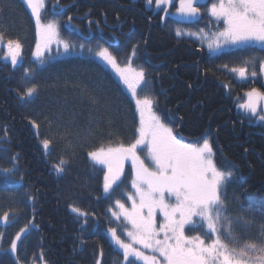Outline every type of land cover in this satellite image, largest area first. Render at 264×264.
<instances>
[{"label":"trees","instance_id":"16d2710c","mask_svg":"<svg viewBox=\"0 0 264 264\" xmlns=\"http://www.w3.org/2000/svg\"><path fill=\"white\" fill-rule=\"evenodd\" d=\"M212 2L199 3L200 16L184 21L152 9L146 0H46L42 21H56L60 37L87 54H46L39 64L33 59L36 33L25 4L0 0V42L21 44L15 66L0 52V169L15 168L7 176L0 172V215L10 217L0 223V264H17L8 248L22 229H28L17 251L23 264L40 258L45 264H128L108 229L116 228L128 242L126 223L109 208L116 199L127 203L130 175L126 171L106 198L105 170L88 153L134 142L139 121L121 82L89 55L98 47H107L121 64L131 60L142 68L149 87L140 95L152 96L154 111L182 140L200 145L207 139L214 162L232 173L227 191L241 206L264 212V123L237 108L245 92H264V51L241 45L212 52L195 38L177 35L212 26ZM253 58L246 79L230 71ZM29 87L36 93L21 99ZM44 139L50 141L47 150ZM61 158L68 163L57 173L53 164Z\"/></svg>","mask_w":264,"mask_h":264},{"label":"snow or ice","instance_id":"6c2138e0","mask_svg":"<svg viewBox=\"0 0 264 264\" xmlns=\"http://www.w3.org/2000/svg\"><path fill=\"white\" fill-rule=\"evenodd\" d=\"M24 3L35 19L38 40L34 55L38 59L42 55V47L48 48L53 43L62 46L65 52L74 49L75 45L60 38L56 21L42 22L41 10L45 7V0H24ZM152 3L153 0H147L148 5ZM171 3L173 0H155L156 8L164 11ZM209 11L217 22H223L222 31L212 33L211 37L203 34L209 40L210 50L231 44L257 46L264 51V0H219L212 4ZM178 12L184 17H197L198 0H179ZM177 35L181 33L178 31ZM2 40L3 35L0 34ZM6 48L5 59L10 58L15 66L21 54V44L17 40H8ZM95 55L119 76L131 93L139 114L134 142L107 147L102 145L88 153L95 164L106 169L103 183L106 198L111 197L114 186L118 187L125 161H131V187L135 190L134 194H128L131 208L120 199L115 200L118 212L109 208L113 217L117 220L123 217L130 225L125 229L128 242L117 234L116 228L108 229L112 241L122 250L124 260L128 264H133L130 257L143 264H264V242L249 241L242 247L235 246L241 238V230L249 229L252 222L242 214H230L227 189L232 183V173L220 169L214 162L213 149L208 140L205 139L202 145L185 143L174 135L172 128L154 111L152 96L140 95L149 87L142 68L133 67L131 60L121 65L107 47H100ZM249 62L254 64L255 59L245 61L244 66L232 67L230 71L246 79ZM260 72L264 73V61L260 62ZM256 75L253 70L251 76ZM36 91L35 87H29L20 98L31 97ZM246 96L247 103L239 107L264 121V114L257 111L259 101H264V92L252 88ZM33 127L37 125L33 123ZM49 144L48 139L43 140L44 149L47 150ZM142 149H146L150 164L138 154ZM16 159L12 157L13 162ZM67 163L61 158L59 164H53V167L61 173ZM14 171V167L0 169L5 176ZM235 199L239 201V197ZM71 211L85 218L88 215L76 206H71ZM260 216L264 218V212ZM9 218L5 212L0 220L7 222ZM193 228L200 231L195 235L187 234ZM26 231L22 229L21 233ZM260 235L264 237V223L261 224ZM19 240L20 233L12 241L13 254L17 253ZM96 264L100 261L97 260Z\"/></svg>","mask_w":264,"mask_h":264},{"label":"rangeland","instance_id":"374dc122","mask_svg":"<svg viewBox=\"0 0 264 264\" xmlns=\"http://www.w3.org/2000/svg\"><path fill=\"white\" fill-rule=\"evenodd\" d=\"M23 1V3H24V0H22ZM147 1V0H146ZM198 2L200 3V4H204V5H206L207 3H209V0H198ZM219 2V0H213V2L211 3V4H209V7H208V15H210L211 16V14H210V8H211V6H212V4L213 3H218ZM45 3H46V0H45ZM25 4V3H24ZM25 6H26V8L28 9V11H29V13H30V15H31V18H32V21H33V24H34V28H35V33H36V44H37V40H38V37H37V29H36V23H35V19L32 17V14H31V10L28 8V6L25 4ZM152 9H154V10H159V9H157L156 8V6H155V0H153V3L151 4V5H149ZM163 7V6H162ZM178 8H179V0H173V3H171L170 5H168L167 6V11L166 12H168L169 13V15H170V17H172V18H174V19H179V20H184V21H192V20H194V19H197L199 16H200V12H199V15L197 16V17H184V16H182L179 12H178ZM44 9V8H43ZM42 9V10H43ZM42 10H41V13H42ZM212 17V16H211ZM214 20L213 21H215V23L211 26V25H209L207 28H204V29H201V30H193V31H183V29L181 30V31H179L180 33H181V35H179V36H187V37H190V38H195V39H197V40H199V42L201 43V45H203L205 48H207L208 50H210L209 49V47H208V43H209V40H207V39H205L204 38V36H203V34H207L208 35V37H211L212 36V33H215V32H219V31H222L223 30V25H220L219 24V22H222V21H219V22H217L216 20H215V18L214 17H212ZM42 19V18H41ZM42 22H44V21H42ZM44 23H47V22H44ZM208 24H209V21L207 22ZM223 23V22H222ZM191 34V35H190ZM61 38V37H60ZM62 39V38H61ZM36 44H35V47H34V50H33V59L34 60H36V62H38L39 64H41V62H42V59H43V57H45V55L46 54H48V55H50V56H52V57H68V56H73V55H80V56H83V55H86L87 53L85 52V49L83 48V47H81V46H75L74 47V49L73 50H70L69 52H65L64 51V49H63V47L62 46H58L56 43H53V44H51L48 48H43L42 47V55H41V57L38 59L35 55H34V53H35V51H36ZM6 45H7V43L5 44V45H2V43L0 42V46H3L4 48V50H2L1 48H0V52L2 53V59L3 60H5V61H8V62H10L11 63V60H10V58L9 59H5V56H6V54H7V48H6ZM237 46H241V45H231V44H227V45H223L221 48H219V49H216V50H210V51H212V52H218V51H222V50H226V49H229V48H234V47H237ZM99 48L100 47H98V48H95L89 55L90 56H92V57H94V58H96L99 62H101L106 68H108L113 74H114V76L121 82V84H122V86L124 87V89L128 92V94L130 95V97L132 98V96H131V93L128 91V89H127V87L123 84V82L120 80V78H119V76L114 72V70L109 66V65H107L104 61H102L98 56H96L95 55V53H96V51H98L99 50ZM20 62V56L18 57V63ZM17 63V64H18ZM12 64V63H11ZM121 65H125V64H121ZM134 67V66H133ZM136 68V67H135ZM138 69V68H137ZM261 75L264 77V73H261ZM240 78V77H239ZM250 91V90H249ZM259 91V90H258ZM248 92V91H247ZM247 92H245V94H244V101L242 102V103H247V101H248V97L246 96V93ZM133 100V99H132ZM133 102L135 103V101L133 100ZM242 103H240V104H242ZM240 104H238V109L239 110H241V111H243V112H245V113H248V114H250L251 116H252V114L250 113V112H247L246 110H244V109H241L240 107H239V105ZM135 106H136V104H135ZM257 111H258V113H260V114H264V101H259V103H258V107H257ZM137 114H138V112H137ZM256 118V120L257 121H259V122H263L264 123V121H260L259 120V118H258V116L257 117H255ZM138 121H139V114H138ZM139 125V124H138ZM173 133H174V135H176L177 136V134L174 132V130H173ZM177 138L178 139H180L182 142H185V143H189V142H186V141H184V140H182L181 138H179L178 136H177ZM203 144V143H202ZM202 144H200V145H202ZM138 154L139 155H141V157L143 158V159H145L146 160V162L147 163H151L150 161H147V151H146V149H142L141 151H139L138 152ZM91 160V159H90ZM92 161V160H91ZM93 162V161H92ZM94 163V162H93ZM101 167L106 171V169L101 165ZM126 171H128V174L130 175V178H131V180H130V184H129V186H130V190H129V192L127 193V203L125 204V206L126 207H128V208H131V201H129L128 200V194L129 193H132V194H134V192H135V190L131 187V181H132V166H131V161L129 160V161H125V163H124V171H123V174L126 172ZM105 173V172H104ZM123 174H122V176H123ZM122 176H121V178H122ZM119 182V181H118ZM117 182V183H118ZM104 183V182H103ZM103 193H104V191H103ZM105 194V193H104ZM235 197H237L234 193H232V192H229V191H227V201H228V204H227V206H228V209H229V212H230V214H232V215H244L245 217H247L248 219H250L251 220V222H252V225H251V227L249 228V229H247L246 231H244V230H241V233H240V236H241V238H240V240H239V243L238 244H236L235 246L236 247H242L246 242H249V241H252V242H264V237H261V235H260V227H261V224L262 223H264V218H262L261 216H260V213H261V211H257V212H255L254 210H252V209H249V208H246V207H243V206H241L240 205V203H239V201H237L236 199H235ZM113 210H115V211H119V209H116L115 208V206H114V208H113ZM0 217H3V215H0ZM120 219L121 220H123L124 221V218L123 217H120ZM9 222V219L7 220V222H5V221H3V220H0V223L1 224H7ZM125 222V221H124ZM126 223V222H125ZM127 225V224H126ZM128 227H130V225H127V228ZM26 230H28V229H26ZM109 232V231H108ZM18 233H20L21 234V237L25 234V233H21V231H19ZM17 233V234H18ZM17 234L14 236V238H13V240L16 238V236H17ZM195 234H197V233H195ZM195 234H192V233H190V235H195ZM109 235H110V233H109ZM110 237H111V235H110ZM126 237H127V235H126ZM110 239H112V238H110ZM127 239H128V237H127ZM12 240V241H13ZM20 241V240H19ZM19 241H17V251H18V245H19ZM11 244H12V242H11ZM11 244H10V246H9V248H8V250L10 251V253L12 254V256L14 257V259L17 261V264H23L22 262H20L19 260H18V256H17V253L16 254H13L12 252H11ZM115 244V243H114ZM117 246V245H116ZM136 247H139V245H136ZM117 248H118V246H117ZM119 249V248H118ZM119 251L120 252H122V250L121 249H119ZM145 251V253L147 254V250H144ZM122 254H123V252H122ZM157 256H158V254H157ZM134 260L135 262H137V263H141V264H143V262L142 261H136L135 260V258L134 257H130L129 258V260ZM158 259H161L162 260V257H159L158 256ZM30 264H45V262L43 261V259L42 258H40V262H35V263H30Z\"/></svg>","mask_w":264,"mask_h":264}]
</instances>
